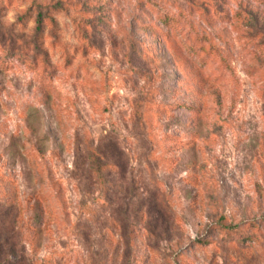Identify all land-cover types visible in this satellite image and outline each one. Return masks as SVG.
<instances>
[{"label":"rangeland","instance_id":"rangeland-1","mask_svg":"<svg viewBox=\"0 0 264 264\" xmlns=\"http://www.w3.org/2000/svg\"><path fill=\"white\" fill-rule=\"evenodd\" d=\"M264 264V0H0V263Z\"/></svg>","mask_w":264,"mask_h":264},{"label":"trees","instance_id":"trees-1","mask_svg":"<svg viewBox=\"0 0 264 264\" xmlns=\"http://www.w3.org/2000/svg\"><path fill=\"white\" fill-rule=\"evenodd\" d=\"M8 262L7 261H4V262H2V263H0V264H7Z\"/></svg>","mask_w":264,"mask_h":264}]
</instances>
